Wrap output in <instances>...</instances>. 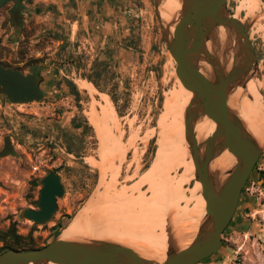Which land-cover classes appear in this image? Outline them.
I'll return each instance as SVG.
<instances>
[{
	"label": "rangeland",
	"instance_id": "1",
	"mask_svg": "<svg viewBox=\"0 0 264 264\" xmlns=\"http://www.w3.org/2000/svg\"><path fill=\"white\" fill-rule=\"evenodd\" d=\"M250 1L228 0L227 11L246 26L253 23L250 38L258 62L255 80L260 84V100L264 104V0H260L262 4L255 17L248 15ZM115 2L113 14L102 16L105 21L93 14L90 22L87 21L79 31L76 25L73 27V37L71 27L59 23L52 6L42 9L36 17L25 15L19 33L15 32L11 24L12 5L6 4L0 9V18L4 22L0 24V64L25 75L30 74L31 68L35 67L44 79V98L41 101L13 103L0 96V152L4 148L5 138L10 137L18 154L0 157V230H7L15 223L18 234L31 235L36 247H43L61 237L64 229L73 224L74 218L83 212L88 202L89 211L100 207L101 204L96 200L102 194L104 184L111 181L112 172L104 178L98 168L100 166H97L104 162L105 148L87 116L92 111L100 116L103 95L111 98L94 86L98 94L93 99L77 84L83 75L92 76L93 65L101 52L100 57L110 60L111 67L100 83L108 92L118 94L123 112V116H119L115 108L106 139L109 140L108 149L114 155L116 188L137 186L153 172L157 180L153 182V179L148 178L150 185L134 191L135 196L141 191L151 197L153 203L155 193L165 188V182L168 183L166 187L171 185V181L172 184L176 182L173 187L183 182L178 188L179 192L170 194L169 204H177L183 209L189 202V210L196 205L194 200L198 191L195 187L198 182L193 162H189L186 141L181 144L176 142L180 147H175L176 144L171 149L161 142L162 135L165 136L168 129L166 123L180 117L178 112H181V104L177 96L180 79L176 77V63L169 53L156 17L155 0ZM131 36H134L135 41L130 46L128 40ZM113 74L114 77L111 76ZM66 80L77 84L82 108ZM114 84H118V87ZM241 91L245 94L244 89ZM125 97L128 98L127 103ZM170 97H173L169 101L173 105L169 104L176 105V108L168 106L166 110L163 105L166 98ZM245 100H249L250 104L254 101L248 94ZM73 118L81 124L87 119L94 129V134L89 132L84 140L80 138L82 130H73L79 157L69 155L63 146L62 130L72 129ZM168 118L169 121H166ZM153 140L154 145L151 143ZM37 165L41 166L40 170L34 172L33 167ZM51 172L60 175L65 194L58 199L57 211L52 220L37 225L22 218L21 214L25 209H38L41 181ZM151 184L155 186L151 188ZM247 187L233 220L223 234L222 248L199 264H264V152ZM131 192L128 194L133 195ZM170 212H173L172 215ZM151 213L152 210L150 218ZM167 215L168 230L179 236L180 240L193 238L196 232L183 233V225L193 218L189 215L186 218L179 209L170 210ZM103 218L87 226L94 233L102 234V237L96 235L93 240L118 241L119 230L107 225V220L104 224ZM59 222H62V228L57 227Z\"/></svg>",
	"mask_w": 264,
	"mask_h": 264
},
{
	"label": "water",
	"instance_id": "2",
	"mask_svg": "<svg viewBox=\"0 0 264 264\" xmlns=\"http://www.w3.org/2000/svg\"><path fill=\"white\" fill-rule=\"evenodd\" d=\"M228 0H182V8L171 31L172 23L161 16L164 0H155V13L168 50L176 63V74L193 98L184 118L185 141L193 161L201 195L205 200V214L193 241L186 248L168 228L167 254L163 263L142 257L132 247L111 240L89 242L62 240L29 251L8 250L0 255V264H199L212 257L223 246V234L233 220L241 196L264 152L248 132L247 122L230 105L237 90L245 94L238 97L244 102L247 85L258 74V62L250 38L253 23L247 26L227 11ZM13 3L11 24L16 33L21 31L24 15L22 0H0V9ZM224 28L222 42L216 30ZM212 42L214 49L208 48ZM201 64L211 67L209 79L201 72ZM228 65L230 66L228 68ZM40 73L25 75L14 69L0 67V95L13 103H31L44 98ZM249 95V94H248ZM251 96V95H250ZM209 118L216 129L204 142V151L198 144L194 125L201 118ZM228 151L236 158V166L218 185L210 166L213 160ZM18 156L10 137L5 138L0 157ZM42 189L38 209H25L21 217L37 225L50 222L57 211L58 199L65 194L64 184L56 172L41 181Z\"/></svg>",
	"mask_w": 264,
	"mask_h": 264
},
{
	"label": "bare ground",
	"instance_id": "3",
	"mask_svg": "<svg viewBox=\"0 0 264 264\" xmlns=\"http://www.w3.org/2000/svg\"><path fill=\"white\" fill-rule=\"evenodd\" d=\"M181 2H182V0H164L163 4L161 6V16H162L163 20H165L166 22L172 23L171 24L172 25L171 31L174 30V26H175L174 24L177 22V18L179 17V14H180V11L182 8ZM260 3H261L260 0H251L250 4H249V8H247L248 9V15H251L252 17L257 16V10L260 9L259 8ZM263 17H264V15H263ZM234 18L237 19V16H234ZM216 36L223 42L227 38L225 29L224 28H218L216 30ZM214 47H215V45L212 42L208 43L209 49H214ZM229 67L230 66L228 65V68ZM201 72L203 74H205L209 79H212L213 73H212L211 67L208 64H201ZM77 84H78L80 89L85 90L86 92H88V94H90L92 96L93 99H95V96L98 93H97V90L95 89V87L92 83H90L87 80L80 79L77 81ZM246 91L248 92L249 95H251L252 99L254 100V101H252L251 104H250L249 100H245L241 104V106L238 105V102H237L238 97L242 93L241 89H239V90H237V94L231 98L230 105H232L234 108H236L239 111V113L241 114V117L243 119H245L247 122L248 132L254 137V139L260 145H262L264 143V104L260 100V84H259V82L255 79L251 80L247 85ZM173 92H175V91H173ZM173 92L171 93L172 95L170 94L171 96L174 95ZM177 96H178L180 104H181V110H180L181 112H178L180 114V117L177 118V120H175V121L170 120L169 123H166L167 126L165 124L166 128H168L167 129L168 131L166 130L165 136L162 135L163 138L161 139L162 144L165 145L167 148L169 147L170 149L172 148V146L174 147L177 144L176 142H178V144H181L183 142L185 143L184 118H185L186 110H187V108H188V106H189V104L193 98L192 92L187 90L183 86V84L181 83L180 80L178 82V95ZM171 98H173V97L166 98V100H165L164 107L166 110H168V108H169L168 106L173 105L171 102H169V101H172ZM173 102H175V101H173ZM102 104H103L102 105L103 108L101 109L102 111H101L100 116H97L95 114V112H93V111L88 113L87 116L89 118L91 125L94 127L97 135L100 137V139L102 141L101 143L103 145V149L105 148V153H104L106 155V157H104L105 160L103 159L104 162L101 163V165H97V166H100L98 168L101 170L100 171L101 175L104 178H107L108 177L107 175H109L108 173L112 172V175L110 177L111 181L104 184V186H103L104 190H103L102 194L99 196L98 200H96V202L101 204V206L96 208V209L94 208L95 210L92 209L91 211H89L90 208L88 207V203H89L88 202L87 205L85 206V208L83 209V212L81 211V213L78 214L74 218L73 224H71L69 227L64 229V231L61 234L60 239H62V240H75V241H82V242L92 241L94 239V237H96V235H98V234L94 233V230L92 228L88 229L87 226L93 224L94 221H97V219L104 217L103 218L104 221L107 220V222H108L107 223L105 221L104 224L107 223V225L108 224L111 225L112 228L119 230L118 231L119 237H117V238H119V240L116 241L117 243H120L122 245L134 248L144 258L156 261L158 263H163L166 260V254H167V249H168V244H167L168 237H167V232H166V230H167L166 217L168 216L167 214H169L170 210L179 209L180 212H183V214H184L183 216L186 215V218H187V215H189L193 219L191 221L188 220L189 222H186L187 220L185 221L186 223L183 226H185L186 228L184 227L183 233H185V232H196L198 230L200 221L205 214V200L203 199V197L201 195V191H202L201 184L199 182L198 183L195 182L196 183L195 190L198 191V196L197 197L194 196L195 197L194 201H195L196 205H194V208L190 209V210L188 209L189 202L186 204V207L183 209H181L180 206H178L177 204L171 205L168 202L170 194H175V193L179 192L178 188H181V185L183 182H181V184H179V186L177 185L174 187H173V185L176 182H174L172 184V181H171V183H170L171 185L169 187H166V184H168V183L165 182V184H164L165 188H163V190H162V188H160L157 191V193H155L153 203H152V198L147 197L145 194L141 193V191H140V193L138 192V195H136V196L134 195V193H133L134 191L141 189V187L144 185H148V184L150 185L149 181H147V180H149L148 178L153 179V182L155 181L154 179H156V176L153 172H151V174L149 176H147V179H145V177H144L145 181L141 182L137 186L135 185L133 187L130 186V187H126V188L123 187L121 189H117L116 188V185H117V183H116L117 179L116 178L117 177L113 173V167H114L113 163L114 162H113L112 158L114 155H112V153L108 149L109 146H107V145H109V143H108L109 140L108 141L106 140V139H108V130H109L108 126L113 121L112 119L115 116V115L113 116V114L115 113V107L112 104L111 100L108 97H104V95L102 97ZM171 107L176 108V105L171 106ZM174 113L177 114V112H174ZM170 114L172 115V113H170ZM169 118L166 121H169ZM172 119H174V118H172ZM215 129H216V124L211 119H209L207 117L201 118L195 123L194 131H195V135H196L198 144L201 148V153L204 151L205 140L212 135V133L215 131ZM160 137H161V135H160ZM178 144L175 147H180ZM184 148H186V147H184ZM184 148H183V150H184ZM186 149L188 150V148H186ZM178 150H180V148H178ZM174 151H176V150H174ZM184 153L186 154L187 152H184ZM184 153H182V156L184 155ZM174 156H176V155H174ZM183 158H184V156H183ZM190 160L191 161H189V162L191 164L193 161L191 158H190ZM236 162H237L236 158L231 153H229L227 150L223 154H221L220 156L216 157L213 160V162L211 163L210 169L215 174L216 181H217L218 185L223 184V182L227 178L228 173L236 166ZM98 164H100V163H98ZM192 174H193V172H192ZM168 179H170V178L168 177ZM172 179L173 178H171V180ZM156 185H157V183H156ZM153 186H155V185L153 184ZM153 186L151 184V188ZM130 191H132L131 193L133 195L128 194ZM153 193L154 192L152 191V194ZM183 195H181V197H183ZM177 199H179V198H177ZM186 199L184 200V202L186 201ZM151 210H152V213H151V218H150ZM171 213H173V212H170V214ZM101 215H103V216L101 217ZM183 216H181V217L179 216V218H182ZM149 218H150V224H149ZM174 219H172V221H174ZM182 221H184V220H182ZM170 223H172V222H170ZM93 226H95V225H93ZM103 226H105V225H103ZM179 235L182 236V233H180ZM191 236H193V235H191ZM109 239H111V237ZM192 241H193V239L186 238V239H183L181 244L183 246H185L184 248H186L189 244H191ZM50 264H55V263H50Z\"/></svg>",
	"mask_w": 264,
	"mask_h": 264
},
{
	"label": "trees",
	"instance_id": "4",
	"mask_svg": "<svg viewBox=\"0 0 264 264\" xmlns=\"http://www.w3.org/2000/svg\"><path fill=\"white\" fill-rule=\"evenodd\" d=\"M134 41H135L134 36H131L128 40V44L131 46L134 44ZM104 54L105 53H103V55ZM100 55H102V52L98 55L97 59L95 60V63L93 65L92 76L83 75V78L82 77L81 78L92 83L100 93L107 94L111 98L118 115L123 116V112L121 111V106H120L121 100L118 98V94L116 92L115 93L108 92L100 83L101 79L106 78V75L104 74L107 72L109 67H111L110 60H107L106 58H102L100 57ZM111 76L114 77V74ZM113 77H111V79ZM66 84L69 88H71V91H73V94L77 97V102L79 107L82 108V105L80 104L81 99H80L79 90L76 86L77 84H75L73 81L70 80H66ZM114 86L118 87V84H114ZM127 99L128 98L125 97V103H127ZM71 128H72L71 130L70 129L62 130L63 146L69 155H74L79 157L78 156L79 152H77L78 148L76 147L75 134L73 133V130H82L80 138L81 140H84L86 136L89 134V132L94 134V129L89 124L87 119L84 121L83 124H81L77 122L76 118H73V120L71 121ZM151 143L152 145H154L155 141L153 140ZM86 167L89 169V166ZM37 185L38 184H36V186ZM57 227L62 228V222H59ZM0 243H2V247L0 248V255L8 250L29 251L37 248H42V247H36L34 245V240L31 235L22 236L18 234V230L16 228L15 223H12L7 230H0Z\"/></svg>",
	"mask_w": 264,
	"mask_h": 264
},
{
	"label": "crops",
	"instance_id": "5",
	"mask_svg": "<svg viewBox=\"0 0 264 264\" xmlns=\"http://www.w3.org/2000/svg\"><path fill=\"white\" fill-rule=\"evenodd\" d=\"M52 3H55V6ZM22 4L24 16L29 17H36L42 9L52 6L54 14L59 18V23H66L71 27L73 37V27L75 25L77 31H79L87 21L90 22L93 14H96L98 19H102L104 14L112 15L116 2L115 0H22ZM103 20L105 21L104 18ZM2 21L3 18H0V24L4 23ZM91 26H94V24Z\"/></svg>",
	"mask_w": 264,
	"mask_h": 264
},
{
	"label": "flooded vegetation",
	"instance_id": "6",
	"mask_svg": "<svg viewBox=\"0 0 264 264\" xmlns=\"http://www.w3.org/2000/svg\"><path fill=\"white\" fill-rule=\"evenodd\" d=\"M7 4H11L12 5V8H11V10L14 8V5H13V3H11V2H8ZM10 10V11H11ZM22 11H23V4H22ZM24 21V20H23ZM0 67L1 68H3V69H9V68H6V67H4L2 64H0ZM32 72H36L37 73V75H38V73H39V69H37V68H35V67H33V68H31V73ZM40 75V74H39ZM0 96H2V97H4L5 98V96H3V95H0ZM9 100V99H8ZM9 101H11V100H9ZM12 102V101H11ZM255 171V170H254ZM254 173V172H253Z\"/></svg>",
	"mask_w": 264,
	"mask_h": 264
},
{
	"label": "built area",
	"instance_id": "7",
	"mask_svg": "<svg viewBox=\"0 0 264 264\" xmlns=\"http://www.w3.org/2000/svg\"><path fill=\"white\" fill-rule=\"evenodd\" d=\"M40 167H41L40 165L34 166V167H33L34 172H38V171L40 170ZM246 190H248V187H247V186H246V188H245V191H246Z\"/></svg>",
	"mask_w": 264,
	"mask_h": 264
}]
</instances>
